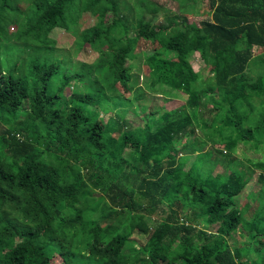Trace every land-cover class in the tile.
<instances>
[{
    "label": "trees",
    "instance_id": "obj_1",
    "mask_svg": "<svg viewBox=\"0 0 264 264\" xmlns=\"http://www.w3.org/2000/svg\"><path fill=\"white\" fill-rule=\"evenodd\" d=\"M175 1L167 36L154 1L0 0V264H264V202L247 218L237 201L255 169L233 155L239 141H264V121L250 125L264 105V0H209L199 24L188 17L197 0ZM89 13L95 23L76 30ZM55 28L77 32L72 52L48 36ZM156 28L143 88L124 97L140 86L128 58ZM85 44L100 50L94 65L72 59ZM149 90L185 102L154 116ZM112 103L104 121L94 106ZM250 163L264 170L263 158Z\"/></svg>",
    "mask_w": 264,
    "mask_h": 264
},
{
    "label": "rangeland",
    "instance_id": "obj_2",
    "mask_svg": "<svg viewBox=\"0 0 264 264\" xmlns=\"http://www.w3.org/2000/svg\"><path fill=\"white\" fill-rule=\"evenodd\" d=\"M21 1L23 0H19L20 3ZM128 1L132 5H136L137 3H139L140 0H128ZM149 1H154L156 3H159L161 6L165 8V9H160L159 12L155 14L154 22L163 24L165 26L164 31L167 36L176 32V30L173 28L174 25L167 20V15L176 14L179 12V6H180L179 2L175 0H149ZM28 4L29 2L24 1L22 2L21 6L27 7ZM210 11L211 10L209 6V0H197L195 2V13L188 15L189 21L196 22L199 24L203 19L208 18L210 16ZM134 17L135 16L133 15V18ZM150 17L151 15L147 14V18H150ZM96 19H97V16L91 15L90 13L82 16L79 19L78 26L75 25L76 30H82L86 27H89L90 25H93ZM8 29H9V33L11 32L16 33L19 30V24L11 22L9 24ZM157 33H159L158 28H156L153 31V33L151 34V36H149V38H145L144 36H141L135 45L136 48L133 51L134 56L131 58H128L129 64L135 63V65L133 66V73L140 76V86H138L133 92H128L127 90H125L123 94L124 97H129L130 99H132L134 95L136 96L137 94H140L139 93L140 91L138 88L142 90L143 88L142 84L146 80V72L149 70L147 62L145 60L146 55L152 49L159 48L161 45V42L159 40L154 39V35ZM48 34H49L48 35L49 37H51L52 39L56 41L57 46L62 47L67 52L73 51L74 49L73 44H74V41L76 40L75 38L77 37V32L75 30L64 31L62 29L55 28L54 30H51ZM132 34H134L135 36L137 32H134V33L132 32ZM9 43H12V42L1 44V46L7 47ZM99 51H100L99 49H93L91 45L85 44V47H83V49H81L80 52L72 54V59L77 62L84 61L86 63H90L91 65H94L99 59V56H100ZM260 51L261 49H258L256 47L254 48L255 54H258ZM16 52H17V49L14 47L12 51H10V53L7 51V49H2L1 57L3 58L9 57L11 54L14 55ZM62 56H64V53H61V57ZM194 65L197 70L202 71L203 76L207 77L208 75H211L209 71V66L204 67L202 60L197 54L195 55ZM251 67H253L254 70L247 71L246 74L250 76L249 79H256V73L258 72V66L252 64ZM63 71L64 70L62 69L61 72ZM73 88H74L73 89L74 92H81V91L87 90V88L82 83H79L77 87H73ZM148 92H150V95L146 96V98L144 99V103H146L150 109L151 107L154 108L153 109L154 116H158L159 113L162 112L163 110L177 108L179 105H182L185 102L184 98H178V97L167 98L169 96H166L165 94H162L161 92H154L157 94L152 93L153 91L151 90H149ZM259 101L261 102V100L259 99L257 100L255 112L252 114L254 116L251 118L252 119V122L250 123L251 126H259L260 122L264 121V105L262 103L258 104ZM90 106L91 105H89V107ZM110 106L111 108L108 112H105L99 105L94 106V108L100 112V116L103 118L104 121L107 120L106 117H108L109 114H112V116H114L115 114L114 110L118 109L119 107V106H113V103L110 104ZM120 109L122 108L120 107ZM209 113L210 112L206 110V111H203L202 114H204L203 117L209 118V121H210L212 118H214L213 117L214 114H209ZM261 136L262 134H260V136H257L256 139L255 138L252 139L251 141H248V142L244 141L245 144L239 141L236 149L233 152L234 157L237 159V165H242V168L255 169V172L253 173L251 180L246 184L240 196L237 197V201H238V204L240 205V209L245 213L247 218L251 216V213L255 211L256 207H259L264 202V199L260 197V191L261 189H264V178L261 180L259 179L260 174L264 170L262 168L254 167L253 164L250 163L251 161H255L256 159H259V158L264 159V141L262 144H260ZM263 139H264V136H263ZM209 145L210 144L208 143L207 146ZM193 158H194V155H193ZM184 159L187 161V167H190L193 164L192 158L190 155L185 156ZM220 167L222 170H224L223 165ZM91 190L95 193L94 197H98L99 195H102V192L99 190H96L94 188H91ZM167 202L169 203V205L171 204L170 200H167ZM169 205H167V207L170 209ZM167 207L164 208V211L157 210L155 213L151 214L152 218L150 220V223H152L153 221L158 222L160 219L166 218L167 214L169 213V209ZM179 217L181 218V221L184 220V217L182 216V214ZM132 237H135L138 244H145L147 242V234L139 235L137 233H134ZM235 238H236V242H234V245L237 243L236 246L237 245L241 246L240 241H244V238L240 236H236ZM255 259H257L256 254L245 255L243 257L244 261H251V260L255 261ZM53 264H65V263L63 262L60 256H57L53 259Z\"/></svg>",
    "mask_w": 264,
    "mask_h": 264
}]
</instances>
